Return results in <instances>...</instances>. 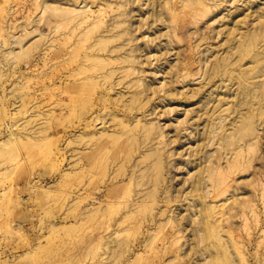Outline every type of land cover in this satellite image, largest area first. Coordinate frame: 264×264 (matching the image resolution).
I'll list each match as a JSON object with an SVG mask.
<instances>
[{
    "label": "rangeland",
    "instance_id": "rangeland-1",
    "mask_svg": "<svg viewBox=\"0 0 264 264\" xmlns=\"http://www.w3.org/2000/svg\"><path fill=\"white\" fill-rule=\"evenodd\" d=\"M200 1L0 0V264H264V0Z\"/></svg>",
    "mask_w": 264,
    "mask_h": 264
},
{
    "label": "bare ground",
    "instance_id": "bare-ground-1",
    "mask_svg": "<svg viewBox=\"0 0 264 264\" xmlns=\"http://www.w3.org/2000/svg\"><path fill=\"white\" fill-rule=\"evenodd\" d=\"M193 1H194V0H193ZM198 1H199V0H198ZM207 1H208V0H202V1H200V3H202V5H203V4H204V5H203V7H202V8H203L202 10L196 11L197 13H199V12L201 11V12L204 14L203 16H205L207 13H209V11H210L211 9H213L212 6H214V7L216 8L217 6L219 7V5H220V3H221V2L219 3V0H218V2H217V0H216L215 2H214V0H212V1L210 0V2H207ZM221 1L223 2V0H221ZM225 1H226V0H225ZM212 2H214V3H212ZM226 2H227V1H226ZM194 3H195V2H194ZM227 3H228V2H227ZM230 3H231V2H230ZM220 6H221V5H220ZM200 7H201V6H200ZM218 7H217L216 9H218ZM191 9H192V6H191ZM191 9H190V10H191ZM201 12H200V13H201ZM211 12H212V11H211ZM214 12H215V11H214ZM216 12H217V11H216ZM263 12H264V11H263ZM193 14H194V12H193ZM195 14H196V13H195ZM209 14H210V13H209ZM196 15H198V14H196ZM212 15H213V14H212ZM200 16H202V15H200ZM205 17H206V16H205ZM207 17H208V15H207ZM211 17H212V16H211ZM203 19H204V18H203ZM243 19H244V18H243ZM241 22H242V21H241ZM248 25H249V24H248ZM250 25H251V24H250ZM211 26H212V25H211ZM233 26H234V25H233ZM252 26H253V25H252ZM256 27H257V25H256ZM213 28H215V27H213ZM213 28H212V30H213ZM231 28H232V25H231ZM238 28H239V27H238ZM248 28H249V27H248ZM257 28H259V33H260L259 35L261 36L262 40L264 41V21H261V22H260V25H259ZM197 29H198V28H197ZM222 29H223V28H222ZM199 30H201V29H199ZM212 30H211V31H212ZM229 30H230V29H229ZM196 31H198V30H196ZM201 31H202V30H201ZM209 31H210V29H209ZM213 31H214V30H213ZM217 31H218V30H217ZM234 31H235V30H234ZM203 32H204V31H203ZM214 32H215V31H214ZM221 32H222V31H221ZM204 33H205V32H204ZM212 33H213V32H212ZM212 33L210 32V34H212ZM228 33H229V35H230V32H228ZM237 33H238V32H237ZM213 34H214V33H213ZM215 34H216V33H215ZM223 34H224V33H223ZM233 34H234V32H233ZM249 34L251 35V33H246L245 35H246V37L248 36V38H246V37L244 38V37H243V40L245 39V40L247 41V40L250 38V37H249ZM213 36H214V35H213ZM215 36H216V35H215ZM255 36H256V35H255ZM253 37H254V36H253ZM216 38H217V37H216ZM222 38H223V37H222ZM226 38H227V33H226ZM231 38H232V37H231ZM235 38H236V37H235ZM255 38H256V37H254V39H255ZM258 38H259V37H258ZM236 39H237V38H236ZM250 39H251V38H250ZM254 39H253V41L255 42ZM229 40H230V39H229ZM234 40H235V39H234ZM243 40H242V41H243ZM257 40H258V39H257ZM232 41H233V40H232ZM246 41H245V43H244V42H240L241 44L237 46L238 50L241 49V46H242V45H244V46H245V49H246V44H247V42H249L250 40H248L247 42H246ZM251 41H252V40H251ZM233 42H234V41H233ZM261 42H262V41H261ZM235 43H236V42H235ZM250 43H251V42L248 43V44H249V47H250ZM258 43H259V42H258ZM228 44H229V42H228ZM229 45H230V44H229ZM235 45H236V44H235ZM253 45L255 46V43H254ZM230 46H231V45H230ZM233 46H234V45H233ZM254 46H253V47H254ZM235 47H236V46H235ZM256 47H258V46H256ZM233 48H234V47H233ZM237 48H236V49H237ZM250 48H251V47H250ZM250 48L248 49V51H250ZM263 48H264V47H263ZM224 49H225V48H224ZM261 49H262V47L260 48L259 51H257V54H262V53H263V51H262ZM226 50H227V49H226ZM263 50H264V49H263ZM241 51H242V49H241ZM237 52H240V51H237ZM237 52H236V53H237ZM245 52H246V51H245ZM230 53H231V52H229V54H230ZM240 53H241V52H240ZM247 53H248V52H247ZM247 53H246V54H247ZM250 53H251V52H249L248 54H250ZM238 54H239V53H238ZM241 54H242V53H241ZM246 54H245V55H246ZM257 54L255 53V55H257ZM236 55H237V54H236ZM236 55H235V56H236ZM239 55H240V54H239ZM239 55H237V56H239ZM255 55L253 54V56H255ZM233 56H234V54H233ZM247 56H248V55H247ZM259 56H260V55H259ZM259 56H258V57H259ZM229 57H230V56H229ZM240 57H241V56H240ZM240 57H239V58H240ZM258 57L255 56V60H256V58H257V60H258V59H259ZM263 57H264V56H263ZM231 58H232V57H231ZM234 58H235V57H234ZM226 59H227V56H225V59H224V60L226 61ZM250 59H251V58H250ZM218 60H219V59H218ZM224 60H221V61H224ZM240 60H242V59L240 58ZM253 60H254V59H253ZM218 63H219V62H218ZM225 63H226V62H225ZM258 64H260V63H258ZM217 65H218V64H217ZM224 65H225V64H224ZM219 66H222V64L219 65ZM226 66H227V65H226ZM258 66H259V65H258ZM258 66H257V68H258ZM214 67H215V65H214ZM259 67H260V69H259V71L256 70V71H257L256 73H259L260 76H261V75L264 76V68L262 69L261 66H259ZM218 68H219V67H218ZM215 70H216V69H215ZM215 70H214V71H215ZM221 71H223V70H221ZM217 72H218V71H217ZM225 72H226V70H224V74H225ZM214 73H215V72H214ZM214 73H213V74H214ZM254 73H255V72H254ZM217 74H218V73H216V76H217ZM207 75H208V74H207ZM255 75H256V74H255ZM221 76H222V75H221ZM240 76H241V75H240ZM242 76H243V77H244V76H247V74H243ZM252 76H253V75H252ZM256 76H258V75H256ZM224 77H225V76H224ZM228 77H229V78H228L229 81H233L234 79H236L235 76H229V75H228ZM243 77H242V78H243ZM250 77H251V76H250ZM250 77H248V78L250 79ZM261 77H262V76H261ZM222 78H223V77H222ZM238 78H239V76H238ZM238 78H237V79H238ZM248 78H247V79H248ZM254 78H257V77L254 76ZM244 79H245V78H244ZM249 79H248V80H249ZM251 80H253V77L250 79V81L246 82L245 84H243L244 82H243L242 84H241L240 82H238V83L241 84L240 86H241V91H242V92H244V93H251L252 88L255 89V87H253L251 84H257V82H254V81H251ZM240 81H241V80H240ZM214 83H215V82H214ZM234 84H235V82H234ZM234 86H235V85H234ZM237 86H238V85H237ZM251 86H252V88H251ZM231 87H232V85H231ZM238 87H239V86H238ZM233 91H234V90H233ZM255 91H256V90H255ZM257 93H258V91H257ZM257 93H256V94H257ZM251 94H252V93H251ZM253 94L255 95V92H254V91H253ZM253 94H252V96H251V97H252L251 99H253ZM258 95H259V94H258ZM258 95H257V96H258ZM243 96H244V95H243ZM246 96H247V95H246ZM260 97H261V96H260ZM263 97H264V96H263ZM257 98H258V97H257ZM243 99H244V98H243ZM245 99H246V98H245ZM251 99H249V100H251ZM254 99H256L255 96H254ZM261 100H264V98L261 99ZM245 101H246V100H245ZM245 101H243V102H245ZM257 101H258V100H257ZM248 102H249V101H248ZM248 102H246V104H248ZM250 102H251V101H250ZM254 102H255V101H254ZM238 103H240V101H239ZM249 104H250V103H249ZM249 104H248V105H249ZM238 105H239V104H238ZM238 105H237V106H238ZM250 105H251V104H250ZM241 106H242V105H241ZM244 106H245V105H244ZM238 107H239V106H238ZM249 107H250V106H249ZM240 108H242V107H240ZM231 123H232V122H231Z\"/></svg>",
    "mask_w": 264,
    "mask_h": 264
}]
</instances>
